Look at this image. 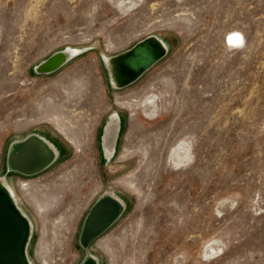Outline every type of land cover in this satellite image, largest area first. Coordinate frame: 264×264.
I'll return each instance as SVG.
<instances>
[{"label":"rangeland","instance_id":"1","mask_svg":"<svg viewBox=\"0 0 264 264\" xmlns=\"http://www.w3.org/2000/svg\"><path fill=\"white\" fill-rule=\"evenodd\" d=\"M149 35L167 54L113 87L106 58ZM69 46L67 64L34 72ZM32 133L60 156L7 171ZM0 178L31 222V264H80L104 194L124 209L88 246L99 264H264V0H0Z\"/></svg>","mask_w":264,"mask_h":264},{"label":"water","instance_id":"2","mask_svg":"<svg viewBox=\"0 0 264 264\" xmlns=\"http://www.w3.org/2000/svg\"><path fill=\"white\" fill-rule=\"evenodd\" d=\"M155 37L156 35L146 36L132 47L106 58L109 82L113 87L122 88L133 83L167 54L166 46L168 48V44L163 39L160 38L163 40L161 42ZM58 53L55 51L37 63L33 68L34 72L50 74L59 69L69 58L51 62V59ZM112 57L116 58L119 73L125 80L121 85L114 83L112 77L108 63ZM105 124L101 134V144L104 149L106 148L104 142ZM117 136L113 149L116 146ZM14 143L16 144L13 146ZM17 143L20 145L15 147ZM58 154V150L51 142L32 133L21 140L11 142L6 154L5 166L7 171L33 175L47 168L58 157ZM123 209V203L109 194H104L93 203L84 219L79 236L81 246L87 251L80 264H99L88 252V246L117 220ZM31 229L29 218L18 207L10 191L0 183V264H31L26 252Z\"/></svg>","mask_w":264,"mask_h":264},{"label":"bare ground","instance_id":"3","mask_svg":"<svg viewBox=\"0 0 264 264\" xmlns=\"http://www.w3.org/2000/svg\"><path fill=\"white\" fill-rule=\"evenodd\" d=\"M229 34H230L229 41H231L232 43L237 44L238 42H236V37L238 36L239 38H241V33L236 31V30H234V31L230 32ZM155 38L159 39L161 42L163 41L158 36H156ZM166 49H167V52H168L167 46H166ZM57 51L59 53L54 58L51 59V62H57V60L61 61V60L69 58L62 66L67 64L69 61H71L78 54V50L75 49V48H72L70 46L65 48V49H61V50H57ZM47 57H45L44 59H46ZM108 63H109L110 69H111V73H112V77H113L114 83H116L117 85H121L125 80L122 77V75L119 73V69H118V66H117L116 58L112 57L111 59H109ZM116 88H118V87H116ZM121 128H122L121 127V121H120V118L118 117L117 114L111 116V118L106 122V124H105V133H104V142H105V147H106V149L108 151L111 152L113 150V144H114V141H115V137H116V135H118L117 138L119 137ZM118 129H119V132L117 133ZM116 143H117V140H116ZM15 144L16 143H14L13 146ZM19 145H20V143H17V145L15 147H17ZM50 147H52V146H50ZM59 156H60V152L58 154V157ZM58 157H56L53 160V162H55ZM0 183H2L10 191L13 199L15 198L17 200L16 194H15V191L13 190V188H11V186L2 178H0ZM22 187L25 190L28 189L24 183H22Z\"/></svg>","mask_w":264,"mask_h":264},{"label":"snow or ice","instance_id":"4","mask_svg":"<svg viewBox=\"0 0 264 264\" xmlns=\"http://www.w3.org/2000/svg\"><path fill=\"white\" fill-rule=\"evenodd\" d=\"M239 40H240V38L237 36V37H236V42H239Z\"/></svg>","mask_w":264,"mask_h":264},{"label":"built area","instance_id":"5","mask_svg":"<svg viewBox=\"0 0 264 264\" xmlns=\"http://www.w3.org/2000/svg\"><path fill=\"white\" fill-rule=\"evenodd\" d=\"M234 35V34H233ZM228 38H230V34L228 35Z\"/></svg>","mask_w":264,"mask_h":264}]
</instances>
